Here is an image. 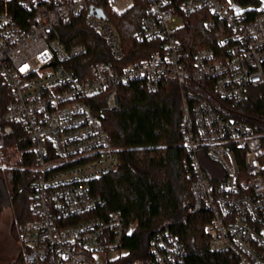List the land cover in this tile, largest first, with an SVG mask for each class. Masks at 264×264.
Here are the masks:
<instances>
[{
	"label": "built area",
	"instance_id": "built-area-1",
	"mask_svg": "<svg viewBox=\"0 0 264 264\" xmlns=\"http://www.w3.org/2000/svg\"><path fill=\"white\" fill-rule=\"evenodd\" d=\"M134 1L0 0V76L11 92L0 112V167L19 124L35 157L30 216L18 222L22 258L16 264H126L124 242L132 225L105 209V197L94 186L120 163L101 112L119 108L121 84L138 80L156 91L168 79L181 95L191 211L209 215L210 249L230 252L241 264H264L262 139L249 122L220 111L209 93L211 87L238 103L250 85L264 84V0H145L136 37L157 42L156 49L123 64L121 34L107 8L123 13ZM196 12L203 13L207 29H215V38L190 52L181 29L185 15ZM81 15L112 60L77 74L71 60L87 46L67 45L59 27ZM203 155L220 161L224 175L211 176ZM186 252L179 235L165 228L136 264H185Z\"/></svg>",
	"mask_w": 264,
	"mask_h": 264
},
{
	"label": "trees",
	"instance_id": "trees-1",
	"mask_svg": "<svg viewBox=\"0 0 264 264\" xmlns=\"http://www.w3.org/2000/svg\"><path fill=\"white\" fill-rule=\"evenodd\" d=\"M146 4L145 0H135L123 13L107 8L121 34L125 49L123 64L146 57L156 49L157 42L138 41L136 37ZM202 15V12L185 15L181 36L190 52L213 45L215 29L205 27ZM59 33L67 45L84 43L87 46L84 55L71 60L75 62L77 74L94 62L112 60L103 38L87 25L83 15L63 19ZM118 90L119 108L99 111L117 147L120 163L99 177L94 186L105 197V209L120 212L132 225V232L124 242L129 250L124 262L136 264L138 260H145L151 238L158 231L170 228L186 248L185 264H241L230 252L210 249L205 231L209 215L191 211L192 177L185 166L188 154L182 142L179 85L168 79L158 90L149 91L137 80L119 85ZM209 93L220 111L249 122L264 146V84L250 85L247 97L238 103L217 96L211 87ZM10 99L9 86L0 76V112ZM19 125L7 144L21 152L23 167L10 170L6 190L19 220L24 221L30 216L28 202L35 157L30 149L32 141ZM262 162L264 175V156Z\"/></svg>",
	"mask_w": 264,
	"mask_h": 264
},
{
	"label": "rangeland",
	"instance_id": "rangeland-1",
	"mask_svg": "<svg viewBox=\"0 0 264 264\" xmlns=\"http://www.w3.org/2000/svg\"><path fill=\"white\" fill-rule=\"evenodd\" d=\"M252 7L253 3H248ZM4 165L0 167V264H16L22 255V248L18 238V222L20 221L12 204L8 201L6 186L9 189L8 174L14 167L22 168L21 152L13 148L11 144L3 150ZM201 162L205 170L211 176H223L224 166L216 159L201 156ZM6 183V185H5Z\"/></svg>",
	"mask_w": 264,
	"mask_h": 264
},
{
	"label": "water",
	"instance_id": "water-1",
	"mask_svg": "<svg viewBox=\"0 0 264 264\" xmlns=\"http://www.w3.org/2000/svg\"><path fill=\"white\" fill-rule=\"evenodd\" d=\"M100 15H103V11L101 9H98Z\"/></svg>",
	"mask_w": 264,
	"mask_h": 264
}]
</instances>
